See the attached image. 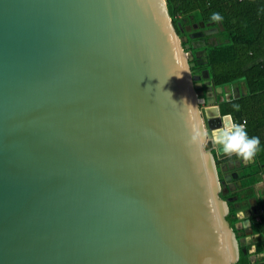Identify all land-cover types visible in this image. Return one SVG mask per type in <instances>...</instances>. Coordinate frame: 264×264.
Listing matches in <instances>:
<instances>
[{
    "label": "water",
    "instance_id": "obj_1",
    "mask_svg": "<svg viewBox=\"0 0 264 264\" xmlns=\"http://www.w3.org/2000/svg\"><path fill=\"white\" fill-rule=\"evenodd\" d=\"M194 37L165 0H0V264H237Z\"/></svg>",
    "mask_w": 264,
    "mask_h": 264
},
{
    "label": "trees",
    "instance_id": "obj_2",
    "mask_svg": "<svg viewBox=\"0 0 264 264\" xmlns=\"http://www.w3.org/2000/svg\"><path fill=\"white\" fill-rule=\"evenodd\" d=\"M172 24L180 36V27L192 26L203 22L204 29L197 28L191 32L202 33V45L190 47L192 52L201 51L199 56L192 53L195 66L191 70H204L215 88L237 86L239 96L229 98L220 104L221 115H231L238 121L245 120L248 137H259L260 144L252 162L247 165L239 163L236 183L239 187L234 192L221 194L222 200L234 198L228 202L226 221L234 229L241 220L238 212L245 211L247 203L255 199L253 187L261 181L264 173V0H165ZM218 13L220 20H213L212 14ZM220 28L222 30H220ZM210 29H218L216 34L205 35ZM188 32L184 31V34ZM244 160L236 153L222 160L215 159L219 168L227 162ZM220 180L222 171L219 170ZM246 203V205H244ZM257 208H262L260 200H255ZM251 229L264 240V214L252 217ZM236 234L243 230L236 231ZM238 237V236H237ZM257 238V239H258ZM248 247H240L237 264L252 263ZM264 253V242L256 244L255 254Z\"/></svg>",
    "mask_w": 264,
    "mask_h": 264
},
{
    "label": "crops",
    "instance_id": "obj_3",
    "mask_svg": "<svg viewBox=\"0 0 264 264\" xmlns=\"http://www.w3.org/2000/svg\"><path fill=\"white\" fill-rule=\"evenodd\" d=\"M215 95L217 96V99L219 100L220 98H225V101H229V98H237L239 96V89L237 86H231L229 88H225L223 92L219 93L217 92V90H215ZM232 117V116H231ZM234 123L238 122L237 119H235L234 117H232ZM210 144V143H209ZM211 148V144L209 145ZM242 164L245 166L247 164H250L252 162V159L249 161H245L242 160L241 161ZM238 186L236 188V190L239 187V183H237ZM253 192H254V196L255 199H251L249 200V202L247 203L248 205H246V203L244 205L249 206L245 211H241L238 212L237 217L242 221V220H249L250 225L248 226L247 229H242L243 232H239L237 234L238 238H240L241 240V247H248V254L251 255L250 256V260L252 263H256V262H260L261 259L264 256V253H259V254H255V250H256V244L260 241V244H262L264 242V240L259 239L258 236L259 234L257 233H253L252 229H251V221L250 219L252 217H258L261 214V211L264 209V173L261 175V181L256 183L253 187ZM233 200H235V197L232 198ZM258 199L262 202L263 206L262 208H257V206L255 205V200ZM258 238V239H257Z\"/></svg>",
    "mask_w": 264,
    "mask_h": 264
},
{
    "label": "clouds",
    "instance_id": "obj_4",
    "mask_svg": "<svg viewBox=\"0 0 264 264\" xmlns=\"http://www.w3.org/2000/svg\"><path fill=\"white\" fill-rule=\"evenodd\" d=\"M213 20H220L221 17L218 13H213ZM219 135L216 142L222 146L225 153H236L245 161H249L256 155L260 139L259 137H248L244 124H231L226 125L225 128L218 130Z\"/></svg>",
    "mask_w": 264,
    "mask_h": 264
},
{
    "label": "flooded vegetation",
    "instance_id": "obj_5",
    "mask_svg": "<svg viewBox=\"0 0 264 264\" xmlns=\"http://www.w3.org/2000/svg\"><path fill=\"white\" fill-rule=\"evenodd\" d=\"M197 30V29H196ZM181 32V31H180ZM192 34H195V35H198V37H194V38H189L188 39V44L190 45V46H194L195 48H197V47H200L201 45H202V42L200 41V40H198L199 38H201L202 36H199V35H202V33H198V32H196V31H194V32H191V31H189L187 34H184V32H181V35L179 36V37H184V36H189V35H192ZM183 45H184V43H183ZM189 52L192 54V53H195L196 54V56H199L200 54H201V51H195V52H192L191 50H189ZM196 70H198V69H196ZM200 73H203L204 75L205 74H207L204 70H198V74L197 75H199ZM208 79H209V77H208ZM201 81H206V78H204V79H201ZM209 81H210V83H212V81L209 79ZM213 84V83H212ZM213 89H217V88H215L214 87V85H213ZM240 163H242V162H240ZM223 165V164H222ZM239 162L238 161H233V162H227L223 167H224V170H221L222 171V174H220V175H222V179H221V181L223 180V178H225V177H232L233 175H237V169H238V167H239ZM221 166V165H220ZM220 166H219V170H220ZM238 176V175H237ZM237 179V178H236ZM236 179L235 180H233V179H231V181L230 182H227L226 183V185L227 184H229V183H234L235 185H236V188H237V186H238V184L235 182L236 181ZM230 192H234V191H230ZM229 192V193H230Z\"/></svg>",
    "mask_w": 264,
    "mask_h": 264
},
{
    "label": "built area",
    "instance_id": "obj_6",
    "mask_svg": "<svg viewBox=\"0 0 264 264\" xmlns=\"http://www.w3.org/2000/svg\"><path fill=\"white\" fill-rule=\"evenodd\" d=\"M235 124H244V127H245L246 122L245 120H241V121L235 122ZM261 214H264V209L261 211Z\"/></svg>",
    "mask_w": 264,
    "mask_h": 264
},
{
    "label": "rangeland",
    "instance_id": "obj_7",
    "mask_svg": "<svg viewBox=\"0 0 264 264\" xmlns=\"http://www.w3.org/2000/svg\"><path fill=\"white\" fill-rule=\"evenodd\" d=\"M209 145H210L209 143H206V144H205V149H209V148H210Z\"/></svg>",
    "mask_w": 264,
    "mask_h": 264
}]
</instances>
